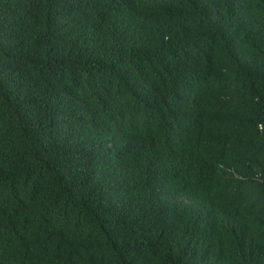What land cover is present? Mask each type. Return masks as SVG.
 <instances>
[{
	"label": "trees",
	"instance_id": "1",
	"mask_svg": "<svg viewBox=\"0 0 264 264\" xmlns=\"http://www.w3.org/2000/svg\"><path fill=\"white\" fill-rule=\"evenodd\" d=\"M0 264H264V0H0Z\"/></svg>",
	"mask_w": 264,
	"mask_h": 264
}]
</instances>
